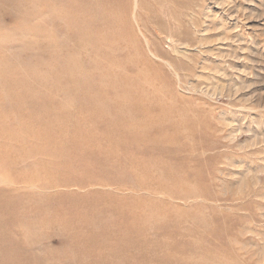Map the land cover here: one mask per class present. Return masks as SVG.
<instances>
[{
	"label": "rangeland",
	"instance_id": "1",
	"mask_svg": "<svg viewBox=\"0 0 264 264\" xmlns=\"http://www.w3.org/2000/svg\"><path fill=\"white\" fill-rule=\"evenodd\" d=\"M92 1L0 0V264H264V0Z\"/></svg>",
	"mask_w": 264,
	"mask_h": 264
},
{
	"label": "bare ground",
	"instance_id": "2",
	"mask_svg": "<svg viewBox=\"0 0 264 264\" xmlns=\"http://www.w3.org/2000/svg\"><path fill=\"white\" fill-rule=\"evenodd\" d=\"M89 1H91V0H89ZM93 1H96V5H97V2H98V1H97V0H93ZM93 1H92V2H93ZM110 1H111V3H110L111 7L109 8L110 10H109V9H108L109 11L106 10L107 13H105V15L102 16V17L104 18V20H102V19H101V20H102V24H103L104 22H105V24L108 23V24H106V25H109V27H110L112 30H115V32L117 33L118 40H116V41H111V40H110V35H111V31H112V30L109 32L110 35L107 34L106 37L103 38L104 35L101 34L103 37H102V36H98V39H99V40H105V43H106V49L111 51L112 48H117V47L119 46V41H121L120 43H122V40H119V39H125V38L128 37V36H127V35H128V32L126 31V37L123 38V33H125V31H124L123 33H121L122 31L120 32L119 27H118V24H119V21H120L121 19L124 20V18L126 17L125 14L128 15L126 10H127V6L129 5V0H110ZM78 2H79V1H78ZM81 2H82V4H83V3H84V4L86 3V2H83V1H81ZM106 2H107V1H103V2L100 3V5H101V4L105 5ZM131 2H132V0H131ZM93 3L95 4V2H93ZM78 4H79V3H78ZM91 4H92V3H91ZM76 5H77V4H76ZM103 5H101V6H103ZM137 5H138V4H137ZM52 6H53V5H52ZM52 6H51V10L54 9V7H52ZM77 6H78V5H77ZM129 6H131V5H129ZM134 6H135V5H134ZM49 8H50V6L48 7V9H49ZM128 8H129V7H128ZM137 8H139V7H137ZM117 9H120V12H122V13L119 14V12H117V11H118ZM58 10H59V9H58ZM121 10H122V11H121ZM136 10H137V9H136ZM47 11H48V10H47ZM49 11H50V10H49ZM49 11H48V12H49ZM52 11H54V10H52ZM74 11H75V10H74ZM48 12H47V13H48ZM56 12H57V11H56ZM68 12H69V11H68ZM68 12H66V13H68ZM62 13H63V12H62ZM58 14H59V13H58ZM68 14H69V13H68ZM70 14H71V13H70ZM129 14H130V13H129ZM53 15H55V13H54ZM59 15H60V17L62 16L61 14H59ZM63 15H64V14H63ZM71 15H72V14H71ZM75 15H76V14H75ZM55 16H56V15H55ZM72 16H73V15H72ZM57 17H58V15H57ZM63 17H64V16H63ZM63 17H62V19H63ZM68 17H69V16H68ZM68 17H67V18H68ZM75 17H76V16H75ZM82 17H83V16H82ZM87 17H88V16H87ZM70 18H71V16H70ZM73 18H74V17H73ZM85 18H86V16H85ZM88 18H89V17H88ZM127 18H128V17H127ZM127 18H126V19H127ZM129 18H131L130 15H129ZM82 19L85 20L84 18H82ZM99 19H100V18H99ZM130 20H131V19H130ZM130 20H128V21H130ZM137 20H138V19H137ZM75 21H76V20H75ZM92 21H93V20H92ZM124 21H125V20H124ZM149 21H150V20H149ZM78 22H79V21H77V23H78ZM86 22L88 23L89 20L86 21ZM90 22H91V21H90ZM68 23H71V21L69 22V18H68ZM80 23H81V21H80ZM80 23H79V24H80ZM130 23H131V22H130ZM71 24L74 25L75 23L73 22V23H71ZM124 24H126V23L124 22ZM124 24H123V26H124ZM127 24H128V23H127ZM72 25L69 24V27L72 26ZM76 25H77V24H76ZM90 25H91V23H90ZM90 25H89V26H90ZM96 25H97V23H96ZM98 25H99V24H98ZM121 25H122V24H121ZM123 26H120V27L123 28ZM128 26H130V25L128 24ZM132 26H133V24H132ZM72 27H73V26H72ZM74 27H75V25H74ZM78 27H79V26H78ZM83 27H84V24H83ZM125 27H126V25H125ZM35 28H36V27H35ZM122 28H121V30H122ZM81 29H82V28H81ZM81 29H80V30H81ZM124 30H125V29H124ZM126 30H127V28H126ZM41 31H42V29H41ZM43 31H45V30H43ZM46 31H47V33H48L49 30H46ZM82 31H84V30H82ZM128 31H129V30H128ZM113 32H114V31H113ZM131 32H132V29H131ZM42 33H43V32H42ZM51 33H52V32H51ZM95 33H96V32H95ZM105 33H107V32H105ZM134 33H135V32H133V35H134ZM113 34H115V33H113ZM129 34H131V33H129ZM143 34H144V33H143ZM93 35H94V33H93ZM95 35H96V34H95ZM135 35H136V34H135ZM91 36H92V35H91ZM88 37H89V36H88ZM88 37H87V38H88ZM115 37H116V36H115ZM133 37H135L134 39H136V36H133ZM137 37H138V36H137ZM145 37H146V36H145ZM145 37H144V38H145ZM43 38H44V37H43ZM43 38H42V39H43ZM83 38H84V37H83ZM128 38L131 39L130 36H129ZM48 39H50V38H48ZM95 39H96V37H95ZM111 39H112V38H111ZM130 39H127V41L130 40ZM137 39H138V38H137ZM137 39H136V40H137ZM90 40H91V39H90ZM114 40H115V38H114ZM131 40H133V38H132ZM138 40H139V39H138ZM47 41H48V40H47ZM51 41H52V40H51ZM127 41L125 40V42H127ZM146 41H147V40H146ZM49 42H50V41H49ZM101 42H102V41H101ZM113 42H115L116 44H114ZM123 42H124V41H123ZM125 42H124V43H125ZM133 42H134V40L132 41V43H133ZM89 43H90V41H89ZM97 43H99V42H96V44H97ZM102 43H104V42H102ZM124 43H123V44H124ZM94 44H95V43H94ZM126 45H127V44H126ZM128 45H129V44H128ZM133 45H134V44H133ZM94 47H95V46H94ZM97 47H98V46H97ZM100 47H101V46H100ZM103 47H105V46H103ZM120 47H122V46H120ZM127 47H131V46H127ZM138 47H139V46H138ZM98 48H99V47H98ZM96 49H97V48H96ZM102 50H103V49H102ZM107 50H106V51H107ZM138 50H139V49H138ZM138 50H136V51H138ZM156 50H157V49H156ZM92 51H93V50H92ZM100 51H101V50H100ZM110 51H109V52H110ZM139 51H141V50H139ZM142 51H144V50H142ZM142 51H141V52H142ZM98 53H99V52H98ZM100 53H103V51L100 52ZM110 53H112V52H110ZM103 54H104V53H103ZM137 54H139V53H137ZM144 54H145V53H144ZM94 55H96V54H94ZM153 55H154V54H153ZM134 56H135V55H134ZM140 56H141V55H140ZM105 57H106V56H105ZM108 57H109V56H108ZM110 57H111V56H110ZM132 57H133V56H132ZM132 57L130 56V58H132ZM138 57H139V56H138ZM154 57H155V56H154ZM127 58H128V57H127ZM130 58H129V59H130ZM133 59L135 60V58H133ZM136 59H137V57H136ZM141 59H142V57H141ZM96 60H97V59H96ZM130 60H131V59H130ZM134 60H132V61L134 62ZM139 60H140V58H139ZM139 60H138V61H139ZM123 61H124V59H123ZM132 61H131V62H132ZM135 61H137V60H135ZM95 62H99V59H98V61H95ZM127 62H128V61H127ZM95 64H96V63H95ZM127 64H128V63H127ZM145 64H146V63H145ZM129 65H130V64H129ZM136 65H137V63H136ZM136 65H135V67H136ZM139 65H141V62H139ZM146 65H147V64H146ZM146 65H145V66H146ZM77 66H78V65H77ZM127 66H128V65H127ZM69 67H70V66H69ZM72 67H73V66H71L70 68H72ZM139 67H140V66H139ZM139 67H138V65H137V68H139ZM146 67H147V66H146ZM73 68H74V67H73ZM124 68H125V67H124ZM132 68H133V67H132ZM143 68H144V67H143ZM143 68H142V69H143ZM80 69H81V68H79V70H80ZM69 71H70V70H69ZM71 71H74V70H71ZM76 71H77V70H76ZM80 71H81V70H80ZM80 71L78 72L79 74H80ZM74 72H75V71H74ZM82 72H83V74H84V71H82ZM127 72H128V69H127ZM129 72H130V71H129ZM64 73H65V72H64ZM66 73H67V72H66ZM71 73H72V72H71ZM117 73H118V71H117ZM119 73H120V72H119ZM157 73H159V72H157ZM72 74H73V73H72ZM81 74H82V73H81ZM115 74H116V73H115ZM130 74L132 75V73H129V75H130ZM129 75H128V76H129ZM131 75H130V76H131ZM157 75H158V74H157ZM126 76H127V75H126ZM130 76H129V78H130ZM132 76H133V75H132ZM66 77H67V75H66ZM66 77H65V80H66ZM74 77H75V75H74ZM134 77H135V76H134ZM62 78H64V77H62ZM68 78H69V77H68ZM117 78H118V77H117ZM117 78H116V79H117ZM121 78H123V77H121ZM131 78H132V77H131ZM2 79H3V78H2ZM74 79H75V78H74ZM124 79H125V78H124ZM124 79H123V80H124ZM126 79H127V77H126ZM72 80H73V79H72ZM76 80H77V79H76ZM76 80H75V81H76ZM78 80H79V79H78ZM118 80H120V79L118 78ZM135 80H136V79H135ZM2 81H3V80H2ZM112 81H113V80H112ZM112 81H111V84H112ZM3 82H6V81L4 80ZM70 82H71V81L69 80V83H70ZM115 82H116V80H115ZM122 83H123V82H122ZM128 83H129V82H128ZM144 83H145V82H144ZM0 84H1V83H0ZM6 84H7V83H6ZM6 84H5V85H6ZM109 84H110V82H109ZM123 84H124V83H123ZM2 85H3V84H2ZM7 85H8V84H7ZM7 85H6V87L3 86V88H4V87L7 88ZM132 85H133V83H132ZM132 85H131V86H132ZM135 85H136V84H135ZM135 85H134V86H135ZM8 86H9V85H8ZM11 86H12V85H11ZM11 86H9L10 89H11ZM40 86H41V85H40ZM121 86H123V85H121ZM12 87H13V86H12ZM80 87H81V86H80ZM15 88H16V87H15ZM81 88H82V87H81ZM130 88H131V87H130ZM35 89H36V88H35ZM126 89H127V88H126ZM135 89H136V88H135ZM7 90H8V91H11V90H9V88H8ZM47 90H48V89H47ZM132 90H134V89L132 88ZM132 90H131V91H132ZM4 91H5V90H4ZM30 91H31V90H30ZM131 91H130V92H131ZM6 92H7V91H6ZM13 92H14V94H15V91H14V90H13ZM28 92H29V91H28ZM119 92H120V91H119ZM11 93H12V92H11ZM31 93H32V92H31ZM41 93H43V91H42ZM49 93H51V92H49ZM97 93H98V91H97ZM123 93H124V92H123ZM137 93H138V92H137ZM23 94H24V93H23ZM6 95H7V97H11V98H12V96H9L8 94H6ZM15 95L17 96V95H18V92H17ZM24 95H25V94H24ZM29 95H30V93H29ZM103 95H104V93L101 94L102 97L105 96V95H104V96H103ZM120 95H121V94H120ZM159 95H160V94H159ZM97 96H98V95H97ZM101 96H100V97H101ZM134 96H135V95H134ZM141 96H142V95H141ZM144 96H146V95H144ZM98 97H99V96H98ZM100 97H99V98H100ZM102 97H101V99H102ZM112 97H113V96H112ZM122 97H123V96H122ZM124 97H125V96H124ZM136 97H137V96H136ZM119 98H120V96H119ZM138 98H139V97H138ZM14 99H15V98H14ZM45 99H46V98H45ZM45 99H43V100H45ZM101 99H98V100H101ZM106 99H107V97H106ZM109 99H111V98H109ZM134 99H135V97H134ZM142 99H144V98H142ZM147 99H149V98H147ZM12 100H13V99H12ZM103 100H105V99H103ZM112 100H113V102L116 101V99H112ZM118 100H119V99H118ZM138 100H139V99H138ZM16 101L18 102L17 99H16ZM16 101H15V102H16ZM21 101H22V100H21ZM21 101H20V103H21ZM120 101H121V100H120ZM41 102H42V101H41ZM44 102H45V101H43V103H44ZM104 102H107V101H104ZM117 102H118V101H117ZM121 102H122V101H121ZM140 102H141V101H140ZM9 103H10V102H8V107H9V105H10ZM145 103H146V102H145ZM11 104H12V103H11ZM115 104H116V102H115ZM117 104H118V103H117ZM122 104H124V102H122ZM16 105H17V103H16ZM16 105L14 104V106H16ZM19 105H22V104H19ZM41 105H42V103L40 104V107H41ZM45 105H46V104H44V107H46ZM127 105H128V106H131L132 104H131V105L127 104ZM134 105H135V104H134ZM134 105H133V106H134ZM137 105H138V104H137ZM140 105H141V104H140ZM140 105H139V106H140ZM144 105H145V104H144ZM11 106H13V105H10V107H11ZM124 106H126V105H124ZM17 107H18V106H17ZM19 107H20V106H19ZM96 107H97V106H96ZM96 107H95V108H96ZM118 107H119V105H118ZM118 107H117V108H118ZM13 108H14V107H13ZM23 108H24V107H23ZM41 108H42V107H41ZM93 108H94V107H93ZM15 109H16V107H15ZM18 109H19V108H18ZM18 109H16V110L19 111ZM21 109H22V107H21ZM21 109H20V110H21ZM119 109H120V108H119ZM126 109H127V107H126ZM128 109H129V108H128ZM131 109H132V108H130V110H129L130 113H131ZM9 110L12 111L13 109L9 108ZM41 110H42V109H41ZM44 110L47 111L46 109H44ZM124 110H125V109H124ZM144 110H145V109H144ZM5 111H6V110H5ZM14 111H15V110H14ZM103 111H104V110H103ZM145 111H146V110H145ZM147 111H148V110H147ZM0 112H2V111H0ZM8 113H10V112H8ZM147 113H148V112H147ZM147 113L145 112L144 114H147ZM144 114H143V115H144ZM149 114H150V111H149ZM149 114H147V115H149ZM155 114H156V113H155ZM0 115H1V113H0ZM2 115L5 116V114H2ZM7 115H9V114H7ZM130 115H131V114H130ZM132 115H133V114H132ZM132 115H131V116H132ZM4 116H3V117H4ZM134 116H135V115H134ZM153 116H154V115H153ZM155 116H156V115H155ZM0 117H2V116H0ZM5 117H7V116H5ZM101 117H102V116H101ZM151 117H152V115H151ZM158 117H159V116H158ZM7 118H10V115H9V117H7ZM7 118H5V119H7ZM143 118H144V117H143ZM152 118H154V117H152ZM152 118H151V119H152ZM3 119H4V118H3ZM3 119H1V121H2ZM5 119H4V122H1V121H0V123L5 124ZM145 119H146V118H145ZM148 119H150V118H148ZM151 119H150V120H151ZM7 120H8V119H7ZM143 121H144V120H143ZM145 121H147V120H145ZM155 121H156V120H155ZM158 121H159V119H158ZM6 122H7V121H6ZM11 122H13V121H11ZM15 122H16V121H15ZM17 122H18V121H17ZM24 122H25V121H24ZM39 122H40V121H39ZM156 122H157V121H156ZM8 123H9V122H8ZM8 123H7V126H8ZM40 123H41V122H40ZM13 124H14V122H13ZM19 124H20V122H19ZM21 124L24 125L23 123H21ZM25 124H26V123H25ZM27 124H28V123H27ZM0 125H2V124H0ZM9 125L11 126V124H9ZM4 127H5V126H4ZM12 127H13V126H12ZM21 127H22V126H21ZM25 127H26V126H24V127H22V128H25ZM9 128H10V127H9ZM22 128H21V129H22ZM28 128H29V127H28ZM28 128H27V129H28ZM34 128H36V126H34ZM2 129H3V127H2ZM2 129H1V132H2ZM7 129H8V127H7ZM38 129H39V128H38ZM10 130H11V129H10ZM14 130H15V129H14ZM24 130H25V129H24ZM35 130H36V129H35ZM3 131H4V129H3ZM22 131H23V129H22ZM37 131H38V130H37ZM42 131H43V130H42ZM4 132L7 134L9 131H8V130H7V131L5 130ZM4 132H2V133H4ZM33 132H34V131H33ZM35 132H36V131H35ZM39 132H40V131H39ZM2 133H0V135H1ZM5 133H4V134H5ZM9 133H12V132L10 131ZM40 133H41V132H40ZM44 133H47V131L44 130ZM13 134H15V133H13ZM28 134H30V133H28ZM33 134H34V133H33ZM2 135H3V134H2ZM2 135H1V136H2ZM8 135L10 136V134H7V137H6L7 139H8ZM42 135H43V134H42ZM48 135H49V134L47 133V137H48ZM12 136H13V135H12ZM14 136H15V135H14ZM23 136H24V135H23ZM29 136H30V135H29ZM43 136L46 137L45 135H43ZM15 137H16V136H15ZM26 137H27V136H26ZM6 138H4V139L6 140ZM11 138H12V137H11ZM17 138H18V137H17ZM23 138H24V140H25V137H23ZM34 138H35V137H34ZM15 139H16V138H14V140H15ZM39 139H40V138H39ZM47 139H48V138H47ZM5 140H4V141H5ZM10 140H11L12 142L14 141V140H12V139H10ZM34 140H35V139H34ZM42 140H43V139H42ZM0 141H1V138H0ZM11 141H10V142H11ZM15 141H16V140H15ZM20 141H22V140H20ZM26 141H27V140H26ZM29 141H30V140H29ZM29 141H28V142H29ZM6 142H7V140H6ZM12 142H11V146H12ZM17 142H18V141H17ZM39 142H40V141H38V143H39ZM13 143H14V142H13ZM25 143H26V142H25ZM31 143H32V142H31ZM33 143H34V141H33ZM38 143H37V144L34 143V144L38 145ZM45 143H46V142H45ZM45 143H44V144H45ZM4 144H5V143L3 142V145H4ZM6 144H7V143H6ZM16 144H17V143H16ZM21 144H22V143H21ZM39 144H41V143H39ZM42 144H43V142H42ZM14 145H15V144H14ZM17 145H18V144H17ZM26 145H28V144H26ZM31 145H32V144H31ZM47 145H48V144H47ZM21 146H22V145H21ZM34 146H35V145H34ZM2 147H3V146H2ZM6 147H7V149H8V146H6ZM9 147H10V145H9ZM13 147H14V146H13ZM15 147H17V146H15ZM19 147H20V145H19ZM28 147H29V146H28ZM44 147H45V146H44ZM44 147H43V148H44ZM46 147H47V146H46ZM0 148H1V147H0ZM25 148H26V147H25ZM30 148H31V146H30ZM1 149H2V148H1ZM1 149H0V150H1ZM3 149L5 150V147H4ZM3 149H2V150H3ZM48 149H49V147H48ZM8 150H9V149H8ZM22 150H23V149H22ZM29 150H30V149H29ZM5 151H6V150H5ZM5 151H4V153H5ZM24 151H25V150H24ZM7 152H8V151H7ZM44 152H45V151H44ZM0 153H2V151H0ZM11 153H13V152H11ZM16 153H17V152H16ZM32 153H34V150H33ZM47 153H48V151H47ZM47 153H45V155L42 153L41 155H44V156L47 157V155H46ZM6 154H8V153H5V155H6ZM9 154H10V153H9ZM9 154H8L7 156H10ZM3 155H4V154H3ZM16 155H19V153H17ZM26 155H28V154H26ZM31 155H32V154H31ZM36 155H37V154H36ZM7 156H6V157H7ZM14 156H15V154H14ZM1 157H2V156H1ZM17 157H18V156H17ZM33 157H34V156H33ZM36 157H37V156H36ZM2 158H3V157H2ZM13 158H14V160H15V157H13ZM28 158H29V157H28ZM34 158H35V157H34ZM6 159H8V157H7ZM29 159H30V158H29ZM42 159H43V158H42ZM44 159H45V158H44ZM9 160H10V157H9ZM17 160H18V159H17ZM38 160H39V159H38V157H37V161H38ZM11 161H12V160H10V163H11ZM32 161H33V160H32ZM37 161H36V162H37ZM39 161H40V160H39ZM12 162H13V161H12ZM15 162H16V161H15ZM34 162H35V161H34ZM36 162H35V164H36ZM40 162L43 163V161H40ZM44 162H46V161H44ZM13 163H14V162H13ZM37 163H38V162H37ZM43 164H44V163H43ZM43 164H41V165H43ZM6 165H7V163H5V164L2 165V166H3V167H4V166L6 167ZM12 165H14V164H12ZM37 165L40 166V163L37 164ZM2 166H1V167H2ZM8 166H10V164H9ZM29 166H30V165H29ZM43 166L46 167V164L43 165ZM5 167H4V169H5ZM14 167H16V166H13V168H14ZM17 167H18V166H17ZM32 167H33V166H32ZM41 167H42V166H41ZM30 168H31V166H30ZM41 169H42V168H41ZM0 170H1V168H0ZM29 170H30V169H29ZM42 170H43V169H42ZM46 170H47V168H46ZM3 171H4V170H3ZM0 172H1V171H0ZM32 172H33V171H32ZM42 172H45V170L42 171ZM26 173H27V171H26ZM45 173H46V172H45ZM45 173H44V174H45ZM19 174H20V173H19ZM19 174H18V177H20ZM27 174H28V173H27ZM34 174H35V173H34ZM42 174H43V173H42ZM44 174H43V175H44ZM46 174H47V173H46ZM28 175H29V174H28ZM40 175H41V173H40ZM21 176H22V174H21ZM37 176H38V175H37ZM50 176H51V175H50ZM25 177H26V176H25ZM33 177L35 178L34 175L31 176V178H33ZM41 177H42V176H41ZM41 177H40V178H41ZM44 177H45V175H44ZM44 177H43V178H44ZM47 177H48V176H47ZM43 178H42V179H43ZM22 179H23V178H22ZM44 179H45V178H44ZM44 179L42 180V182H43V181L46 182V179H45V180H44ZM57 179H58V178H57ZM57 179H55V181H56ZM35 180H36V179H35ZM50 180H51V179H50ZM47 181H48V180H47ZM58 181H59V179H58ZM58 181H56V183H57ZM29 182H30V180H29ZM15 183H16V182H15ZM20 183H21V182H20ZM46 183H48V182H46ZM56 183H55V184H56ZM11 184H13V182H12ZM35 184H37V183L35 182ZM42 184H43V183H42ZM52 184H54V182H53ZM68 184H69V183H68ZM70 184H71V183H70ZM43 185H44V184H43ZM45 185H46V184H45ZM47 185H48V187H49L50 183H48ZM73 185H75V183H74ZM8 186H9V185H8ZM31 186H32V184H31ZM50 186H51V185H50ZM59 186H60V185H59ZM67 186H68V185H67ZM67 186H65V187L67 188ZM70 186H72V184H71ZM70 186H68V187H70ZM75 186H76V185H75ZM77 186H78V185H77ZM39 187H41V186H39ZM43 187H44V186H43ZM51 187H53V186H51ZM51 187H50V188H51ZM62 187H63V186H62ZM72 187H73V186H72ZM57 188H59V187H57ZM61 189H62V188H61ZM78 189H79V188H78ZM42 190H45V189L43 188ZM55 190H56V189H55ZM61 191H62V190H61ZM58 193H59V192H58ZM194 196H195V195H194ZM194 196H193V197H194ZM196 196H197V195H196ZM200 196H201V195H200ZM188 197H190V196H188ZM188 197H187L186 199H191V198H188ZM195 198H196V197H195ZM200 198H201V197H200ZM193 199H194V198H193ZM196 199H197V198H196ZM200 200H201V199H200Z\"/></svg>",
	"mask_w": 264,
	"mask_h": 264
}]
</instances>
